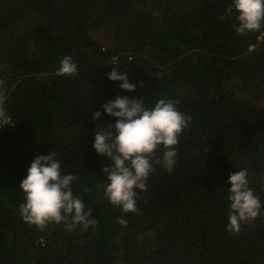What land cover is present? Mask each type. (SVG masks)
Returning a JSON list of instances; mask_svg holds the SVG:
<instances>
[{
    "label": "trees",
    "instance_id": "obj_1",
    "mask_svg": "<svg viewBox=\"0 0 264 264\" xmlns=\"http://www.w3.org/2000/svg\"><path fill=\"white\" fill-rule=\"evenodd\" d=\"M232 5L0 0L9 116L0 121V264H264V214L239 234L226 230L230 174L247 170L264 210V25L238 34ZM65 56L77 76L56 75ZM113 69L136 91L111 81ZM118 96L139 98L146 109L158 99L179 101L177 110L191 117L171 173L155 163L163 146L155 154L147 191L136 190L135 214L105 198L103 169L112 162L93 147L91 117L101 112V126L115 124L102 106ZM51 151L62 174L78 176L73 195L96 221L87 230L61 223L41 231L20 214L19 186L34 159Z\"/></svg>",
    "mask_w": 264,
    "mask_h": 264
},
{
    "label": "clouds",
    "instance_id": "obj_2",
    "mask_svg": "<svg viewBox=\"0 0 264 264\" xmlns=\"http://www.w3.org/2000/svg\"><path fill=\"white\" fill-rule=\"evenodd\" d=\"M233 10L237 13L238 25L234 28L238 34L259 31L264 25V0H233L227 12ZM59 64L57 76L78 75L77 64L71 56H65ZM108 78L113 82L122 81L123 91H136V85L129 83L127 74L113 69ZM3 83L0 81V121L6 122L9 116L3 107L6 93ZM178 103L158 99L153 108L146 109L139 98L118 96L102 106L104 113L115 118V124L108 122L101 126V112L91 117L97 124L93 147L98 155L107 156L112 162L103 169L108 182L104 188L105 198L125 214L138 212L136 190L147 191V180L154 171L153 158L161 146L163 155L155 163L162 164L169 173L175 168L176 146L191 121L190 116L177 110ZM247 177L246 169L229 176L231 187L227 199L231 211L226 230L231 234H239L242 224H251L264 214L260 197L249 187ZM76 180V175L62 174L61 161L54 151L38 155L19 186L25 199L19 209L23 220L41 231L49 224L64 223L68 231L78 225L85 230L93 226L96 221L90 219L91 210L86 212L83 201L73 195L72 185ZM118 223L127 226L124 219Z\"/></svg>",
    "mask_w": 264,
    "mask_h": 264
},
{
    "label": "rangeland",
    "instance_id": "obj_3",
    "mask_svg": "<svg viewBox=\"0 0 264 264\" xmlns=\"http://www.w3.org/2000/svg\"><path fill=\"white\" fill-rule=\"evenodd\" d=\"M99 42H100L101 46H103L105 48V50L109 49L108 41L104 40V36H103L102 40H100Z\"/></svg>",
    "mask_w": 264,
    "mask_h": 264
}]
</instances>
